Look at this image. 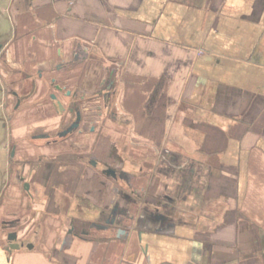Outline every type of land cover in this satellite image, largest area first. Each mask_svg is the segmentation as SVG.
<instances>
[{
    "label": "crops",
    "instance_id": "crops-1",
    "mask_svg": "<svg viewBox=\"0 0 264 264\" xmlns=\"http://www.w3.org/2000/svg\"><path fill=\"white\" fill-rule=\"evenodd\" d=\"M0 46V264H264V0H0Z\"/></svg>",
    "mask_w": 264,
    "mask_h": 264
},
{
    "label": "rangeland",
    "instance_id": "rangeland-1",
    "mask_svg": "<svg viewBox=\"0 0 264 264\" xmlns=\"http://www.w3.org/2000/svg\"><path fill=\"white\" fill-rule=\"evenodd\" d=\"M5 130H6V126L4 127V124L1 123V125H0V183H3V180L6 178V172H5V156H6V154H5V150H4L5 146L8 144V142L10 143V145L16 144L15 140H10L8 137L6 138L7 133L5 135ZM54 178H55L54 180L56 181V183L57 182L58 183H60V182L65 183V182H67V181H65L66 178L71 179L69 177V175L66 174V172H65V174H61V175L57 174V176ZM27 180H28V178L24 179L23 182L25 184L27 183V185H29V188L27 190L28 196L29 197L33 196L32 201H30L31 203L28 205V211L29 210L35 211L36 205H41V203H42L43 204V211L48 212V213H52L51 211L52 210L54 211V209H55V207H57V205L50 203V200H51L50 196L52 198V193L54 196V192H55L52 190L51 183L48 184L46 189H44V196L43 197H37V201H36V197H35L36 187L33 183L30 185V183ZM67 190H68V187L64 186V187H62L61 192H66ZM38 194H40V193H38ZM23 195L25 196L26 194L24 193ZM36 203H38V204H36ZM60 205L62 206L60 208V210H67V207H69V205L67 206V203H65V202L60 204ZM79 205H76V206L81 207L83 205V203H80ZM78 207H76V208L78 209ZM73 211H76V210L74 209ZM70 212H72V211H70ZM32 231H34V230H32Z\"/></svg>",
    "mask_w": 264,
    "mask_h": 264
},
{
    "label": "flooded vegetation",
    "instance_id": "flooded-vegetation-1",
    "mask_svg": "<svg viewBox=\"0 0 264 264\" xmlns=\"http://www.w3.org/2000/svg\"><path fill=\"white\" fill-rule=\"evenodd\" d=\"M0 48H1V46H0ZM14 161H15V150H14V147H12V148L9 150V153H8V156H7V161H6L7 166H8L9 164H12ZM23 166H25V165H23ZM21 177H22V176H21ZM21 177H20V178H21ZM8 225H10V224H5V227L8 226ZM3 226H4V225H3Z\"/></svg>",
    "mask_w": 264,
    "mask_h": 264
},
{
    "label": "water",
    "instance_id": "water-1",
    "mask_svg": "<svg viewBox=\"0 0 264 264\" xmlns=\"http://www.w3.org/2000/svg\"><path fill=\"white\" fill-rule=\"evenodd\" d=\"M73 128L76 127V124H74V126H72Z\"/></svg>",
    "mask_w": 264,
    "mask_h": 264
}]
</instances>
